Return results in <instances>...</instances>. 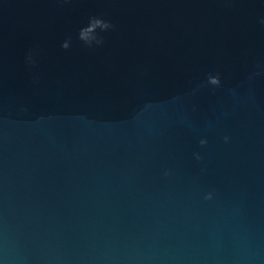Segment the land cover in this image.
Returning <instances> with one entry per match:
<instances>
[{
  "label": "water",
  "instance_id": "1",
  "mask_svg": "<svg viewBox=\"0 0 264 264\" xmlns=\"http://www.w3.org/2000/svg\"><path fill=\"white\" fill-rule=\"evenodd\" d=\"M91 16L113 28L89 48ZM261 18L264 0H0V264H264Z\"/></svg>",
  "mask_w": 264,
  "mask_h": 264
},
{
  "label": "clouds",
  "instance_id": "2",
  "mask_svg": "<svg viewBox=\"0 0 264 264\" xmlns=\"http://www.w3.org/2000/svg\"><path fill=\"white\" fill-rule=\"evenodd\" d=\"M259 23L264 26V18H261ZM113 28V25L103 19L100 16H91L88 18V22L85 26L81 27L77 34V39L81 42L82 46L84 47H93L94 45H101L103 43V37L100 35L102 32H106ZM70 41L71 37L66 39L64 42H62L61 47L63 49H68L70 47ZM24 62L26 66H29V68L36 66V59H35V52L34 50H30L25 54ZM260 75L259 72H252L247 77V82L249 85H251V82H253L256 77ZM38 77H34L33 83L38 82ZM222 80H221V74L219 72L215 73H208L206 76V79L204 82H202L200 85H198L197 89L194 91H199L201 88H209L211 90H215L217 88L222 87ZM239 87V85H238ZM223 141L225 143L229 142V137L226 135L223 137ZM207 143L206 140L201 139L199 141V144L201 146H204ZM194 158L199 161L202 159V157L198 153H194ZM165 176L170 175V172L166 170L164 172ZM214 199V192L209 191L204 193L203 200L204 201H212Z\"/></svg>",
  "mask_w": 264,
  "mask_h": 264
}]
</instances>
